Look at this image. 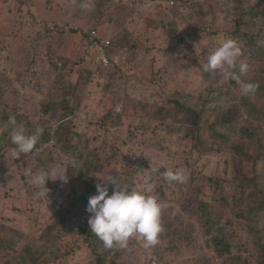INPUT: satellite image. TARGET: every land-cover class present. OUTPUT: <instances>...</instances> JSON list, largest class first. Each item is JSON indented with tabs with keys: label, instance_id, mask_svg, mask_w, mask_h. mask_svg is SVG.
Masks as SVG:
<instances>
[{
	"label": "rangeland",
	"instance_id": "obj_1",
	"mask_svg": "<svg viewBox=\"0 0 264 264\" xmlns=\"http://www.w3.org/2000/svg\"><path fill=\"white\" fill-rule=\"evenodd\" d=\"M263 4L264 0H0L1 261L14 263L17 257L9 255L8 246L18 244V258L26 264H36L37 256V264H97L100 253H107L104 264H225L213 256V261L208 259L211 251L197 221V201L190 199L209 203L219 191L233 195V163L223 153L195 150L184 128L171 133L177 124L168 112L179 117L187 109L202 117L210 114L229 83L218 72L213 77L204 70V58L228 38L241 50L248 48L238 32H247L245 18L261 12ZM91 30L115 44L107 67L92 64L95 51L85 38ZM53 44L62 49L59 54L51 53ZM246 61L254 71L248 82L264 76V53ZM235 93L236 98L244 97ZM256 105L257 113L264 112V99ZM9 117H15L17 125L23 123L30 135L42 129L40 135L47 133L50 141L42 146L37 142L39 149L13 160L14 125L7 123ZM257 124V137L264 144V124ZM202 141L205 148L208 139ZM247 151L251 161L245 168L264 189V155L251 168L256 149ZM68 158L77 163L69 167L67 183L47 181V199L37 198L33 177ZM153 166L159 171L152 172ZM167 168L186 172L187 179L178 182L185 191L176 190L177 182L164 180L161 174ZM109 178L158 196L162 231L154 246L132 238L126 248L93 249L90 237L80 232L88 227L86 206L97 194L95 185L107 186L112 193L115 185ZM206 178L217 186L204 182ZM168 189L181 198L185 193L184 203L194 205L183 208ZM160 190L168 200L159 196ZM216 208L223 214L231 250L226 264H255L249 241L261 238L264 243V211L242 219L234 210Z\"/></svg>",
	"mask_w": 264,
	"mask_h": 264
},
{
	"label": "trees",
	"instance_id": "obj_2",
	"mask_svg": "<svg viewBox=\"0 0 264 264\" xmlns=\"http://www.w3.org/2000/svg\"><path fill=\"white\" fill-rule=\"evenodd\" d=\"M251 19L248 17L245 18L244 24L247 29V32L244 34L238 32V37H242L243 42H245L248 48H244L241 50L242 57L239 58V62L243 61L247 63L248 69L245 73H239V66L237 65V74L240 76V80L243 82H248L249 77L254 73L253 69L250 67L249 62L246 61L248 58L254 57L258 52L264 53V4L261 12H254L251 15ZM88 38V42L91 47V37ZM100 39V38H99ZM133 40V38H132ZM128 39L125 43H128ZM52 47L55 50H52L51 53H58L62 51L60 48L59 51L57 47ZM114 47V44L112 45ZM111 47V48H112ZM59 48V47H58ZM248 49V51H247ZM109 50V49H108ZM112 52L115 51L110 49L108 53L109 61L111 62V58L113 56ZM116 55V53H115ZM94 56V55H93ZM248 57V58H247ZM58 60H62L58 58ZM93 64V58L91 59ZM250 64H254V62H250ZM97 68V66H95ZM264 74V68L261 70ZM259 84L258 89L252 95L244 96L243 98H236V91H240V85L236 81L228 82V88L221 92L213 102L215 108L208 111L207 117H202V113H195L189 109H187V113L183 115V117H179V115H173L172 112H168V117L172 116L173 121L177 124L175 127H172L170 130L171 133L179 134L182 129H186V137L191 139L194 142V149L198 151H210L215 153H223L227 155L233 163V181H235V192L233 195L227 196L223 194L221 191L218 192V195L215 199H212L209 203H203L196 199H190L197 201V209H199L198 214V224L201 228L202 235L205 234V237L208 238L206 241L209 246L207 249L211 251V257L208 259H212V256L215 257L216 261H225L227 263L228 257L231 254V250L229 249V244L226 242V226L222 223L223 214L217 212L219 207H225L227 209H231L237 212V214H241V218L244 217L250 218L253 212H263L264 211V189H261L260 182L256 180V176L252 171H248L245 168L246 163H250L251 158L248 156L249 152L247 150H252L253 147L256 149L255 158L251 163V168L255 167L257 162L264 155V144L257 137L259 133L258 130V122L264 124V112H258L256 109V103L262 101L264 99V76H256L255 81ZM255 100V101H253ZM235 106V107H234ZM204 109V108H203ZM252 111V113H251ZM204 113V112H203ZM240 113V115H239ZM212 116L215 119H212ZM52 117V115H51ZM7 135V132L2 135L3 138ZM47 133H44L38 137V141L41 143V146L45 143H48L49 137H46ZM205 137L208 139V143L205 144L206 147L202 148L203 145L202 138ZM258 138V139H257ZM75 137L72 138V142H74ZM253 143V145H251ZM65 145V144H63ZM82 147L86 148L85 144H82ZM40 145H36V149H39ZM71 148L69 146L67 150ZM75 151H79L78 146H73ZM247 151V153H246ZM250 155V154H249ZM77 156L79 153L77 152ZM228 164V163H227ZM226 164V165H227ZM4 171L0 166V174ZM254 174V175H253ZM207 182L210 186H217V182L212 178L204 179V182ZM175 187L178 188L176 190L185 191V185L181 186L178 182L175 184ZM216 189V188H215ZM96 191V190H95ZM170 197L175 201L179 202L178 204H182L183 208L188 210L189 207L193 206L192 203H184V197L177 196L175 193V189L170 191ZM182 194V193H181ZM159 196L162 199H167L168 197L165 194V191H159ZM189 201V200H188ZM253 201L255 204L252 206L251 203ZM86 212V211H84ZM88 213V212H87ZM178 219H175V223L179 225ZM232 222L228 223L231 225ZM170 228L174 230V225H169ZM81 233L87 234L91 240V246L93 249L100 246L103 247V243L96 237L89 229V226L85 229L80 230ZM255 231H251L253 233ZM250 233V234H251ZM250 238V236H249ZM262 239L256 238L249 241L250 248H252L251 256L254 257L256 254V258L254 259L255 264H264V243L260 242ZM9 255L16 256L14 259V263L8 262L7 260L1 261L3 255L0 252V264H26L23 260L18 258V244H13L8 246ZM107 253L97 254V264H104L106 261ZM3 259V258H2ZM31 260V258H29ZM39 258L37 256L36 264ZM239 264H244L245 261H238ZM204 263V262H203ZM35 264V263H33ZM198 264V263H196ZM206 264V263H205Z\"/></svg>",
	"mask_w": 264,
	"mask_h": 264
},
{
	"label": "clouds",
	"instance_id": "obj_3",
	"mask_svg": "<svg viewBox=\"0 0 264 264\" xmlns=\"http://www.w3.org/2000/svg\"><path fill=\"white\" fill-rule=\"evenodd\" d=\"M110 40V39H109ZM111 41V40H110ZM113 45L108 48V53ZM242 55L237 42L231 38L225 39L220 46L209 52L204 58V70L215 77L217 72L224 83L236 81L240 85V94L252 95L259 84L256 82H243L237 74V58ZM94 58V56H93ZM94 64V63H93ZM95 66V65H94ZM247 63H239V73L247 71ZM8 124L14 125L10 132V141L15 147L11 151L12 159H18L21 154H30L36 150V145L42 129L37 128L34 134H28L26 126L16 124L15 117H9ZM0 128V131H3ZM75 158H68L65 162L56 164L47 171H41L32 179L37 191V198L47 199L50 191L46 187L47 181H62L67 183L69 167H75ZM152 172L159 169L155 166ZM30 174V173H29ZM165 181L183 183L187 179L183 169L167 168L162 174ZM114 185L109 195L107 186L100 183L95 185L96 195L88 199L86 211L90 214L87 220L90 231L102 241L107 249L113 247L126 248L132 238L141 239L145 246H154L158 243V235L162 231L161 211L162 204L157 195H146L143 192L131 190L127 183L109 178Z\"/></svg>",
	"mask_w": 264,
	"mask_h": 264
},
{
	"label": "built area",
	"instance_id": "obj_4",
	"mask_svg": "<svg viewBox=\"0 0 264 264\" xmlns=\"http://www.w3.org/2000/svg\"><path fill=\"white\" fill-rule=\"evenodd\" d=\"M175 2L170 1L169 5L174 6ZM88 36L91 39V47L95 51L93 63L97 67H107L109 66V57H108V48L111 45V41L109 39H99L98 34L95 30H91L88 33Z\"/></svg>",
	"mask_w": 264,
	"mask_h": 264
},
{
	"label": "crops",
	"instance_id": "obj_5",
	"mask_svg": "<svg viewBox=\"0 0 264 264\" xmlns=\"http://www.w3.org/2000/svg\"><path fill=\"white\" fill-rule=\"evenodd\" d=\"M80 13V12H79ZM104 39H110V38H104ZM54 45V44H53ZM115 45V44H114ZM54 47H56V46H54Z\"/></svg>",
	"mask_w": 264,
	"mask_h": 264
}]
</instances>
